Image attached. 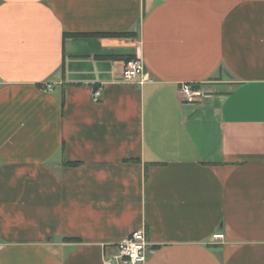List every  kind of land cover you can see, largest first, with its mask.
Segmentation results:
<instances>
[{"label":"crops","instance_id":"1","mask_svg":"<svg viewBox=\"0 0 264 264\" xmlns=\"http://www.w3.org/2000/svg\"><path fill=\"white\" fill-rule=\"evenodd\" d=\"M140 229L144 264H264V0H0V264Z\"/></svg>","mask_w":264,"mask_h":264},{"label":"built area","instance_id":"2","mask_svg":"<svg viewBox=\"0 0 264 264\" xmlns=\"http://www.w3.org/2000/svg\"><path fill=\"white\" fill-rule=\"evenodd\" d=\"M123 78L127 82L143 85L151 82L149 73L144 65V62L136 58L130 61L124 72ZM51 90V85L47 86ZM180 93L184 103L193 102L201 96L200 90H194L189 83H183L180 87ZM101 97L100 90L94 92L96 102H99ZM225 236L222 233H216L212 236V243L224 242ZM149 240L145 229H140L132 233L130 236L122 239L115 249V255L107 257L104 264H144L147 260V248Z\"/></svg>","mask_w":264,"mask_h":264},{"label":"trees","instance_id":"3","mask_svg":"<svg viewBox=\"0 0 264 264\" xmlns=\"http://www.w3.org/2000/svg\"><path fill=\"white\" fill-rule=\"evenodd\" d=\"M123 35L121 34H65V38H70V37H73V38H90V37H94V38H101V37H121ZM100 58H105V59H115L117 60L118 58L120 57H100ZM125 61L127 63H129L130 61L136 59L132 56L130 57H126L124 58ZM194 90H199L201 88L200 85H197V86H192Z\"/></svg>","mask_w":264,"mask_h":264}]
</instances>
